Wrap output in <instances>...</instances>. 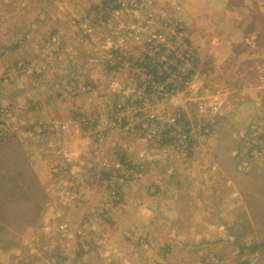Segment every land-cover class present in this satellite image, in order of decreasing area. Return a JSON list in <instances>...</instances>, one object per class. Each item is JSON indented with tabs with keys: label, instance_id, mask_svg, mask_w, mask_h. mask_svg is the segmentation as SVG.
<instances>
[{
	"label": "rangeland",
	"instance_id": "374dc122",
	"mask_svg": "<svg viewBox=\"0 0 264 264\" xmlns=\"http://www.w3.org/2000/svg\"><path fill=\"white\" fill-rule=\"evenodd\" d=\"M142 1L145 0H101L99 3L92 0H39L29 7L25 6L30 5L29 3L21 2L25 16L10 15L11 18L0 19V89L9 86L2 88V91L11 90L12 94L17 85H11L20 75L42 78L50 73L49 79L59 75L69 90L71 82L68 78L71 75L68 74L67 65L71 61L77 66L85 62L83 65L87 73L95 74H87V78L93 79L94 83L86 84L85 81L83 83L79 80L77 87L73 82L71 88L76 89L71 92L87 95L95 104L97 101L104 103L101 101V98H104V101H108L109 109L100 115L75 114L70 118L73 120L74 117L73 122L76 121V125L72 126L67 121L68 118L34 124L31 128L38 138L56 136L58 138H53L56 142L61 140L64 133H69L76 146L83 141L92 151L90 146L97 144L113 148L114 143L125 139L132 129L133 134L148 140L155 153L166 150L163 152L170 155L171 163L180 162L183 156L188 158L187 161L193 160L189 165L191 173H201L199 178L205 181L207 202L204 199L202 202V223L205 226L201 228L200 237L195 236L191 240L188 238L187 242L181 245L184 249L181 248L178 254L170 255L165 260L162 257L154 258V263L158 264L157 261L163 259L165 264H264V71L261 73L262 79H249L250 84L257 83L260 87L257 97L249 99L251 103L243 112L244 117L240 118L243 122L235 120L233 116L237 111L240 113L238 102L244 98V94H231L232 88L223 80V72L220 73L219 68L214 67L215 73L210 82H204L199 77L198 61L200 63L203 55L191 42V35L182 19L174 17L176 12L172 0H151L148 8L141 7ZM135 2L139 3V7L132 6ZM12 11L8 9V12ZM92 24L95 25V31L97 25L112 31L108 33L109 36L114 35V29L122 31L125 38L123 49L115 48L119 51L117 52L107 43L96 49L95 32H83L86 25ZM17 25L32 30L17 34L16 29H12ZM153 34L165 37L164 44L154 43ZM100 42L105 43L106 40L101 38ZM263 45L264 43H260L258 48H263ZM15 46L18 48L14 49ZM156 47L160 49V54H157L159 52H156ZM104 51L106 53L101 60L97 54L102 55ZM260 58H264V54ZM42 66L45 67L44 70L38 69ZM39 70L41 73H36ZM8 75L9 81L6 82ZM65 83L61 86L62 82H49L52 87L49 92L43 88L48 85L45 83L41 90L42 98L60 93L56 105L64 106L62 113L68 115L67 109L71 103L68 96L65 97L62 92H66ZM166 92V97L162 96ZM112 94L119 95L117 104L116 100L112 101L113 98L108 99ZM0 97L7 98L5 95ZM229 101L232 102L228 104ZM220 102L221 107L224 105L223 109L228 111L219 117L215 115L211 121L203 119L202 114L196 111L199 104L209 110ZM10 103L11 100H7L4 106L0 105V141L11 138V124L19 123L17 115L13 114L14 107L7 105ZM103 105L105 109L106 104ZM177 113H180L179 117L177 116L175 126H172L175 122L172 123L170 119ZM150 115H155L154 120H150ZM231 117L233 121L225 120ZM197 124L202 128L198 129ZM76 127L79 129L77 134ZM190 127L194 128L189 137L195 139L191 142L196 144L192 147L195 152L190 150L191 144L185 149L180 147L187 145V141L181 143L178 138L183 129L188 130ZM205 128L208 129L207 132H204ZM151 130H155V136H152ZM240 141L245 143L243 147L239 144ZM100 150L102 152L103 149ZM232 151L239 153L233 156L230 155ZM105 164L106 170L100 173H109V176L107 175V179L106 176L99 178L98 183H101L102 187L92 181L93 185L86 184L85 187L77 188L79 180L71 177V182L75 185L69 189L75 188L76 191L66 194H59V190H55V187L60 185L57 175L63 173H51L56 177L51 178V183L44 184L32 173H21L20 176L11 174L10 184L19 188L15 192L22 191L23 188L24 194L17 193L12 197L15 210L10 211V216L22 219L16 228L24 229L28 235L25 241L26 250L29 251L32 246L35 250L34 256L29 253L23 259L24 264H43L42 258L39 262L37 257L44 255H56L52 259L46 257L47 264L64 263L56 254L60 251L54 250L55 239H62L57 230L59 223L56 222L70 220L65 212L76 197H79L83 206L97 199L105 205L108 203L109 212L113 210L117 205L113 206L117 201L116 191L119 192L117 186L122 179L117 180L112 175L111 168L107 169L106 161ZM173 165L169 164L168 168L172 169ZM26 166L30 169L28 164ZM190 183L191 188L193 182ZM88 188L90 189L87 192ZM188 190L189 188H186L187 192ZM20 201L25 203L24 212ZM99 205L97 206L101 207ZM105 209L106 207H101L99 215L112 216ZM54 212H58L60 219L54 221V231L49 230V235H52L51 242H46L40 237L38 229L41 231L44 228L43 223L52 222ZM82 212L81 209H72L73 220L78 227ZM191 219L193 220L192 216ZM95 224L100 230L105 229L100 222L96 221ZM63 225L66 224H62L61 229H64ZM77 244L76 242V247ZM80 244L82 246H78L74 252L76 256L77 253L83 254L82 251H85L88 245V252H95L91 249V243ZM192 247H197V250ZM192 251L196 254H192ZM64 264L69 263L66 261ZM72 264H78L76 257L73 258Z\"/></svg>",
	"mask_w": 264,
	"mask_h": 264
},
{
	"label": "crops",
	"instance_id": "0c3cea01",
	"mask_svg": "<svg viewBox=\"0 0 264 264\" xmlns=\"http://www.w3.org/2000/svg\"><path fill=\"white\" fill-rule=\"evenodd\" d=\"M38 1L0 0L2 3L0 19L11 18L10 15L25 16L20 3H29L30 5L24 4L29 7ZM92 1L99 3L101 0ZM172 6L176 12L174 17L182 19L191 35V42L203 55L200 63L198 61L200 64L198 67L199 77L204 82H210L215 68H219L220 73L223 72V80L229 83L232 88L231 94L234 96H237V93L244 94V98L238 102L240 113L238 114L237 111V114L233 116L236 118L235 120L243 122L240 118L244 117L243 112L251 103L249 99L257 97V90L260 88L257 83L252 85L248 81L249 79L255 81V78L262 79L261 73L262 70L264 71V58H260L264 54V45L263 48H258L260 43H264V0H172ZM8 9L14 12H8ZM168 13L170 14V12ZM21 26L17 25L12 29H16L17 34L32 30L26 27L23 29ZM100 28L98 25L96 26L95 34L97 36L94 40L96 49L102 48L106 43L113 46L114 49H123L125 38L122 31L118 32L114 29V35L109 36L108 33L112 31ZM101 38L106 42L101 43ZM17 48V46L14 47V49ZM117 52L119 51L117 50ZM105 53L104 51L102 55L97 54V56L102 60ZM90 58L91 56L88 57V59ZM83 63L81 62L77 66L71 61L67 65L68 74L71 75L68 78L71 87L73 82L78 87L79 80L83 83L84 81L85 83H94L93 79L87 78V74L89 76L95 74L87 73ZM19 77L11 85L12 87L17 85L16 91H12V94L11 90L5 89L9 94H6L5 90L2 91V88L9 86L0 89V96L7 97L6 99L0 97V105L4 106L7 100H11V103L7 105L14 107L15 113L13 111V114H16L19 120L16 125L11 124V131H13L12 136H9L11 138L0 141V264H24L23 259L29 253L30 256H34L35 252L33 246L29 251L26 250L25 241L28 235L24 229L16 228L22 219L10 216V211L15 210L14 201H11L12 197L17 193L18 195L24 194L22 187V191L15 192L19 189L18 186L10 184L12 173L18 176L21 173H32L43 184L49 182L52 177H56L51 173H63L57 175L60 185L55 187V190H59V194L76 191L75 188L69 189L75 185L71 182V177L79 180L77 188L85 187L86 184L93 185L92 181L102 187L101 183H98L99 178L103 179L106 176L107 179V175L109 176V173H100L106 170L105 161L108 163L107 169L111 168L112 175L119 181L122 179V182L118 183V186L116 185L119 192L116 191L118 196L113 206L117 205L110 212L108 203L105 205L102 201L93 199L91 203L83 206L79 197H76L69 204L71 207L67 208L65 212L70 219L66 221L71 228L66 221L56 222L60 216H58V212H54L51 217L52 222L48 224L45 222L43 223L44 228L41 231L38 229L40 237L48 242L52 236L49 235V230L54 231L55 222L59 223L57 230L62 239H55L54 246L56 248L54 247V250L60 251L56 254L62 258L61 261L64 260V263L67 261L72 264L73 258L76 257L78 264H156L153 261L154 258L162 257L165 260L170 255L178 254L181 248L184 249L181 245L185 244L188 238L191 240L195 236L200 237L201 228L205 226L202 223V202L203 199L207 202L205 199L206 187L204 186L205 181L199 178L201 173H191L192 169H189L193 160L187 161L188 158L183 156L180 162H176L177 164L173 161L171 163L170 155L163 152L166 150L155 153L148 140L133 134L134 130L132 129L129 130L130 133L125 139L114 143L113 148L97 144L93 147L90 146L92 151L83 141H80L76 146L69 133H64L61 140L58 139L59 141L56 142L53 140L56 136L38 138L31 128L32 125L46 120L59 119L61 121L66 118L69 119L67 121L71 126L72 124L76 125V121L73 122L74 117L73 120H70L72 116L75 114L100 115L105 112L104 110L109 109L108 101L101 98L104 103L97 101L95 104V101H91L89 96L71 92L76 88L70 87L68 90L64 79L59 75L51 79H49L50 73L42 78L23 77V75ZM57 81L62 82L61 86L65 83L66 92H62L65 97L68 96L71 103L67 109L68 115L62 113L64 106L56 105V99L61 96L60 93L42 98L41 86ZM43 88H46L47 92L52 90L49 84ZM118 97V94H112L108 96V99L113 98L112 101L116 100L117 104ZM231 102L229 101L228 104ZM103 104H106L105 109ZM67 107L68 104H66ZM233 117L225 120L233 121ZM76 128L77 134L79 129ZM29 134H33V136ZM239 144L243 147L245 143L240 141ZM195 145L191 144L192 152L194 151L192 147ZM100 148L103 149L102 152ZM240 151L242 152L241 149ZM235 153L239 152L232 151L230 155L234 156ZM26 164L30 166V169ZM169 164H174L172 169L168 168ZM190 181L193 182L192 189L189 187ZM90 188L87 189V192ZM186 188H189L188 192ZM191 190L193 192L190 193ZM76 193L79 194V191ZM21 203L23 205L22 212H24L25 203ZM97 205L106 207L105 210L112 216L102 217L99 215L101 207ZM72 209L83 211L78 221L80 227L76 226L73 220ZM97 217H99L98 220ZM96 221L100 222L105 229L100 230L101 228L95 224ZM193 223L195 228H193ZM62 224H66L63 225L64 229H61ZM81 241L91 243L93 246L91 249L95 252H88V245L85 247L87 249L82 251L83 254L77 253L76 256L74 252L78 246H82ZM76 242L78 243L77 247ZM192 249L197 250V247H192ZM192 254L196 253L192 251ZM47 256H40L37 259L40 262L42 258L41 263L47 264L45 260ZM55 257L56 255L47 258ZM157 262L165 264L163 259ZM48 264H53V262Z\"/></svg>",
	"mask_w": 264,
	"mask_h": 264
},
{
	"label": "built area",
	"instance_id": "2783aa9c",
	"mask_svg": "<svg viewBox=\"0 0 264 264\" xmlns=\"http://www.w3.org/2000/svg\"><path fill=\"white\" fill-rule=\"evenodd\" d=\"M119 2V1H118ZM120 3H122V5L124 6L125 5V3L124 2H121L120 1ZM149 4H151V0H145V1H142V3H141V7H145V8H148L147 7V5H149ZM132 6H134V7H139V3H137V2H135V3H132ZM87 27H84L83 28V32H84V34H92V33H94L95 32V25L94 24H92V25H86ZM165 37H163V36H161V35H158V34H153L152 35V41L154 42V43H156V44H164V42H165ZM155 50H156V52H159L160 51V49H157V47L155 48ZM157 54H160V52L159 53H157ZM38 69H42V70H44L45 69V67H38ZM36 73H41V70H39L38 72H36ZM9 77H10V75H8V77H6V79H5V81L7 82V81H9ZM166 94H167V92L166 93H164V94H162V96H164V97H166ZM182 96V94H180V96L179 97H181ZM221 105H222V102H220V103H217V105L216 106H214V107H212L211 109H207L206 107H204L202 104H199L198 106H196V111L198 112V113H201L202 114V117H203V119H205V120H207V121H211L213 118H215V115L217 116V117H219V116H222V115H224V114H226V112L228 111V110H224L223 108H225L224 107V105L221 107ZM177 108H180L179 106H177ZM222 108V109H221ZM181 109V108H180ZM179 114L180 113H177L176 115H173V117L170 119L171 120V122L173 123V122H175V123H173L172 124V126H175V124H176V122H177V116L179 117ZM155 115H150V120H154V117ZM148 127V124L146 125V128ZM196 127L198 128V129H200V128H202L200 125H196ZM194 128H195V126H194ZM193 127H190L188 130H185V129H183V131H181V133H179L178 134V138H179V141L181 142V143H184V141H187V145H180V147H182V148H187V147H189V145L190 144H192L191 142H193V141H195V139H190V137H189V135H190V132L194 129ZM208 131V129H204V132H207ZM151 132L153 133L152 134V136H155L156 135V133H155V135H154V132H155V130H151ZM207 134V133H206ZM152 138H154V137H152ZM163 140V139H162ZM161 140V141H162ZM161 141H159V142H161ZM177 143V142H176ZM191 150V149H190ZM213 169H215V168H213Z\"/></svg>",
	"mask_w": 264,
	"mask_h": 264
},
{
	"label": "trees",
	"instance_id": "16d2710c",
	"mask_svg": "<svg viewBox=\"0 0 264 264\" xmlns=\"http://www.w3.org/2000/svg\"><path fill=\"white\" fill-rule=\"evenodd\" d=\"M111 177H113V176H111ZM254 248H256V247H254ZM258 248H260V247H258Z\"/></svg>",
	"mask_w": 264,
	"mask_h": 264
}]
</instances>
